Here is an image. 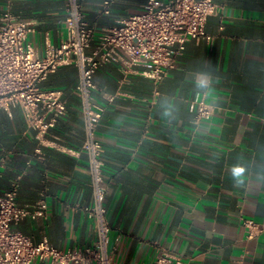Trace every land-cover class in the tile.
Listing matches in <instances>:
<instances>
[{
	"label": "crops",
	"instance_id": "obj_1",
	"mask_svg": "<svg viewBox=\"0 0 264 264\" xmlns=\"http://www.w3.org/2000/svg\"><path fill=\"white\" fill-rule=\"evenodd\" d=\"M146 1L83 0L82 7L98 36L141 13ZM66 2L0 0V17L31 23L26 43L42 57L66 37ZM214 2L204 28L212 41L187 42L159 84L114 63L94 75L93 98L104 108L95 136L114 264H153L162 252L185 264H264V0ZM199 73L210 77L209 89L196 87ZM77 81L76 67L63 66L40 84L66 104L43 140L19 108L0 109V197L15 185L18 207L46 203L44 216L13 229L61 252L97 240L86 211L94 202ZM200 100L212 115L195 126L191 105ZM169 104L173 116L165 118ZM238 164L249 178L242 185L231 175ZM242 220H253L258 236L247 240Z\"/></svg>",
	"mask_w": 264,
	"mask_h": 264
},
{
	"label": "built area",
	"instance_id": "obj_2",
	"mask_svg": "<svg viewBox=\"0 0 264 264\" xmlns=\"http://www.w3.org/2000/svg\"><path fill=\"white\" fill-rule=\"evenodd\" d=\"M82 1L67 0L66 37L57 47L48 45L42 57L26 43L34 32L31 23L17 21L8 12L0 17V109L19 108L36 138L43 140L64 115L66 104L60 92L41 90L40 84L59 67H76L75 92L81 101L85 132L82 148L88 157L94 202L86 211L95 218L97 240L92 248L65 252L54 249L46 240L34 244L13 226L26 217L44 216L45 200L40 199L34 209L20 208L13 185L0 197V264H114L108 252L109 225L103 208L106 187L102 147L95 136L104 108L93 98L94 75L101 66L114 63L124 72L139 70L157 85L174 69L187 42L212 41L204 28L217 12L214 0H147L141 13L102 29L98 36L85 20ZM191 110L195 126L212 115L211 107L203 100L193 103ZM242 226L247 240L261 232L253 220H242ZM153 264L185 263L162 252Z\"/></svg>",
	"mask_w": 264,
	"mask_h": 264
},
{
	"label": "clouds",
	"instance_id": "obj_3",
	"mask_svg": "<svg viewBox=\"0 0 264 264\" xmlns=\"http://www.w3.org/2000/svg\"><path fill=\"white\" fill-rule=\"evenodd\" d=\"M196 87L201 90H207L211 86L210 77L206 73H199L197 74L196 81H195ZM205 95H208V92L205 91ZM163 117L170 118L173 116L172 106L169 104L168 107L165 108V110L162 113ZM247 169L242 165H235L231 169V175L234 181L237 184H244L249 179L246 175Z\"/></svg>",
	"mask_w": 264,
	"mask_h": 264
}]
</instances>
